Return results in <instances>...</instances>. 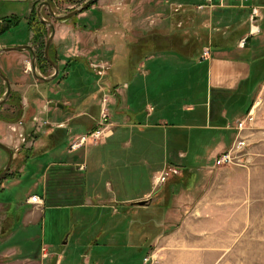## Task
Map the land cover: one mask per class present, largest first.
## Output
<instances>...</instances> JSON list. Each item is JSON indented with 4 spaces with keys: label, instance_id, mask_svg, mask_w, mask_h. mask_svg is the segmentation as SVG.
Instances as JSON below:
<instances>
[{
    "label": "crops",
    "instance_id": "0c3cea01",
    "mask_svg": "<svg viewBox=\"0 0 264 264\" xmlns=\"http://www.w3.org/2000/svg\"><path fill=\"white\" fill-rule=\"evenodd\" d=\"M229 3L234 6L230 9L245 11V13L240 11L241 16L237 19L234 18L235 14H229L227 16L230 20L235 19V23L226 24V27H232L231 32L237 30L236 32L240 33L243 31L242 35L236 40L235 46L238 50L230 53L226 50L219 51L218 49H212L210 53H208L209 56L206 59H201L203 60L201 62H206L207 66L206 73L204 74L207 90L208 92L213 90L220 91V93H218L220 94V101L217 100V103H213V100L207 97L205 102L199 104L195 101L182 103L179 99L175 100V98H173V102L167 103V105L180 106L182 110L187 111L193 110L198 105L205 107V115L201 122H197V119L191 116L182 117L180 114L177 116L179 119L174 124L175 129L172 135V143L175 147L173 154H177L178 158L187 154L193 156L194 164L192 163L193 165L189 167V170L193 171V180L189 189L174 186L172 188V195L168 200L166 199L167 193L165 191L163 179L157 182L155 180L153 181L151 178V187L148 190L136 195L134 198L129 196L128 189L133 183L131 180L132 173H124L122 170L127 171L129 164L132 162V156L128 154L130 139L123 137L125 132H123L122 129H128V127L125 126V121L131 118L134 119L138 114L136 110H131L133 105L131 102L134 100L131 99L129 95L130 92L133 93V87L138 83L135 75H139L141 78L144 94L151 93L155 88L162 86V84H166L165 90L168 92L166 93L167 100L169 99V92L172 95L177 93L176 91L189 90V94L190 91L191 94L192 91H195L197 80H199V77H196L192 69L195 63L193 64L191 63L192 61L185 59L186 57L182 55L183 53L180 49L178 50L177 47H173V51H163L150 55L145 61L141 62V69L139 67L137 68V73L134 75L135 77L132 78L130 83H127L126 91L123 92L120 88H117V93L120 96V105L122 104L121 107L123 108L121 109L119 106L116 112H124L125 115H122V120L114 121L115 126L110 136L111 140L101 144L88 145V147H91L90 157H92L90 166H87L86 163L87 153L86 157H84V162H75L71 159L67 160V155L73 154L82 148L80 147L75 151H69L67 149L68 144L65 151H63V149L60 150L58 147L22 165L20 161H17L19 152L23 154V152L28 150V155L34 154L35 152L36 154L41 153L40 151L44 144L42 136L46 134L44 128L45 124L49 125L51 128L57 126L67 127L69 128L68 131L72 130L75 134H80L94 128L96 119L93 115L86 113V100H77L75 104L74 102L70 103V101L69 103L67 101H62L61 106H59L58 101H56L55 107L50 104L53 101L52 99L32 98L29 100L26 92H29L30 87L38 84L26 83L24 81V78L28 76L25 71L26 64H31L32 54L26 49L9 50L1 53L0 60L1 57H3V59L1 60L0 68L7 77L11 89L18 90L17 88H20L22 90L21 103L23 108H26L28 103H31L36 107V111L39 115H36L37 119L35 121L26 123V125L20 124L19 122L8 123L0 119V142L10 147L13 152L12 162L7 171L8 173L4 176H0V188L3 189L0 193V264H61L63 260H65V262L67 261L66 256L69 250L67 251L64 247L66 246L65 244L68 243L73 231L66 233L63 239L64 241L61 243L62 247L60 246L61 251L55 249L51 245L43 244L42 240L39 245L33 247L32 250H28L22 245L16 250L14 245H10L11 239L18 230L23 232H27V228L37 230L39 224L41 229L44 230L42 238L45 239L46 210H51V214H59V208H61L59 205H50L49 207L47 205L48 201H44V198L46 199L48 194L47 169H50L52 166H57L58 168L52 171L51 176H57L62 180L70 174L68 167L76 166L78 170L84 171L82 176L78 177L77 185H72V182L65 181L66 184L62 188V191L65 190V193H70L71 197L74 199L77 197L85 198L83 206L86 204H93L96 207L117 204L121 207H126V210L120 215V218L124 219L129 217L132 219L135 215L140 213L138 212L139 209L144 212L148 209V205L157 201V204L154 205H158L163 209V217L162 221L158 224L161 231H159L153 239L168 234L169 232L171 233L179 227L183 228L189 218L209 219L210 217L204 216L202 213L207 214L211 211H216V213L220 212L221 217L225 219H250L249 212L253 208V204L255 202H262V199L255 198V194L252 195L251 187L258 176V172H264V170L256 165L250 167V169L232 166L216 168L214 167L213 160L214 157L223 149L227 148L232 141L234 130L231 127L233 123L230 122V119L233 118L236 120L247 112L246 101L240 102L241 98L246 97L247 99H251L252 102L250 107L252 108L257 106V101L260 99L261 108L259 121L261 123L264 121V98L261 97L264 94V33H262L261 29L264 22V9H261L257 16H253L254 22L252 24L247 17L249 16L251 7L255 5L261 6L264 4V0H243L242 2L229 1ZM192 5L195 6L196 3ZM187 6L188 5H183L184 8ZM132 9H135V7ZM231 16H233V18H231ZM142 21H144V18L140 20L141 23ZM133 22L136 21L133 20ZM63 29H65L63 24L60 27H55L57 38H64L65 31L67 30L63 31ZM175 36L179 35L168 34L166 31L162 32V35L158 33L157 42L166 44L169 43L172 38L175 39ZM29 37L31 38V33H29ZM246 37H248V39H253L252 43L248 44L246 42L244 45ZM142 39H146V34H144ZM151 39L153 40L154 38L152 37ZM241 41H243L242 45ZM16 45L17 44H12L11 46ZM57 47V51H59L60 48L59 46ZM235 53L237 54L230 55ZM65 54L62 51L61 55L65 57ZM78 54L82 55L81 52L77 51V55ZM161 60H163L164 64H168L167 68L165 67V80L163 81L160 80L161 78L158 76L157 72L159 69L163 68L160 66ZM63 62L64 60L61 59L59 63ZM147 62L149 63L148 67L146 66ZM154 64H158V66L152 67ZM154 71H156L157 78L153 77ZM3 82L0 81V89ZM176 85H179V88L176 89ZM160 93L161 92H158V96ZM122 94H124L123 98ZM190 97L189 95L186 99ZM159 100L166 102L163 98ZM113 101L115 103V99ZM63 105L71 106L73 109L70 113L68 111H63L61 108ZM2 106L3 108L4 106L8 107L9 112L13 110L12 106L6 103ZM148 109L147 114L143 118L144 121L145 119H149L148 121H150L153 111L152 106H149ZM118 115L120 116L121 113ZM124 116L126 117L124 118ZM261 116H263V119H261ZM71 122H75L77 125L69 127L68 124ZM157 122H159V126L163 130L161 137L167 139L166 131H168L167 126H169L167 119L164 116H160ZM145 125L155 127L150 125L149 122ZM32 128L33 130L30 132L29 130ZM23 129L26 131L25 136L23 135ZM183 135L186 136L185 144H183L181 140ZM23 136L25 141H22ZM147 138L151 139L152 137L147 135ZM251 140H254L252 136ZM168 144L169 143H166L165 154H167ZM149 147L150 145L148 144L146 149H144L145 152L148 153ZM256 147L257 146H253L254 150H256ZM259 153V155L264 154L263 152ZM197 155L200 158L205 156L209 157L210 155L209 159L212 161L209 163L208 157L207 160L205 157L203 163H198L200 159L195 157ZM43 156H46V158H42ZM7 158V152L0 148V172L4 168ZM45 162L48 164L43 165L46 164ZM164 164L163 168L154 169L152 174H155V172L161 174V171H166L168 167L169 169H173L174 172H177V167L169 166L167 162ZM80 165H82V169L79 168ZM27 175L36 177L37 182H35V186L42 182V187L38 192L33 190L28 195H23L20 190L16 189L18 188L17 184L20 183L21 178ZM156 179H158V177H156ZM104 181L107 185L106 191L102 190ZM155 186L157 187L158 193L155 200H151L142 206L132 204L139 200H150L151 198H148L150 196L154 199V193L156 191L154 190ZM246 187L249 189H246ZM58 190L59 186H57L56 189V196H59L62 192ZM246 190L249 193L251 192V194L248 195ZM33 194H37L43 198L42 205L34 206L27 202V198ZM245 196H248L247 200ZM48 199L49 198H47V200ZM114 211L115 212L112 214L117 216V210ZM66 219V225L69 223V226L71 225L73 227L79 224L80 230L76 231L75 243L81 241L82 236L87 234L89 230L92 231L85 223L87 214H80L79 212L73 211L70 217L68 215L66 216ZM63 221L64 220H62V222ZM173 221H178V223L175 227L170 229L169 226L174 225ZM48 223V227H50V219ZM113 225L115 227V221L111 224V228ZM116 225L118 227L117 223ZM213 225L214 223H212L210 228H212ZM68 228L73 230L70 227ZM66 231L67 230H63L59 232V234L62 236ZM101 232L102 231L96 233L92 231V234H89L88 243L94 244L93 237L99 236ZM48 234L51 238H57V233L51 235L50 230H48ZM42 247L44 248L43 250H41ZM73 251H75V249H73ZM96 252L95 250L93 257L80 253L78 257L82 258L81 264H97ZM69 260V264H77L73 255Z\"/></svg>",
    "mask_w": 264,
    "mask_h": 264
},
{
    "label": "rangeland",
    "instance_id": "374dc122",
    "mask_svg": "<svg viewBox=\"0 0 264 264\" xmlns=\"http://www.w3.org/2000/svg\"><path fill=\"white\" fill-rule=\"evenodd\" d=\"M43 1L48 0H39L37 8ZM53 1L56 4L55 6L53 5L55 14L64 15L72 9L81 7L86 0ZM198 1L199 0H97L90 9L76 14L80 19V23L85 24L89 30L75 29L70 23L59 22L54 20L52 16L47 19L48 10L46 5H42L40 8L42 17L47 21L49 20L50 22H53L54 28L60 27L63 24L65 28L63 31L67 30L65 31L66 33L63 39L57 38L56 32L54 33L51 41L54 48L59 46V53L61 54L63 51V53H66L65 55L69 57L77 55V51H79L83 56H87L92 68L97 67L95 74L101 79H98L97 81V88L100 93L97 92V95L90 96L86 99V113L91 115L96 114L94 117L96 119L95 121H97L99 116L95 105L100 107L101 96L106 94L108 96L107 109L110 114V120L114 122L123 119L122 115L119 116L116 113L113 101L115 97L112 95L111 84L108 79L106 80V77L108 75L107 69L113 70V67H115V60H120L119 57L123 55L122 53H125L126 42L130 40L136 41L138 38L140 39L143 37L145 33L152 32L153 30L161 35L162 32L166 31L168 34H178L187 39L195 37L197 40H199L198 38H203L205 32L210 35L211 33L220 31L222 32V36L227 38L230 34L237 31L235 30L231 32L232 27H226L229 24L235 23V19L230 20L227 16L229 14H235L234 18L237 19L241 16L240 11L243 13H245V11L230 9L231 7H234L230 3L226 6H221V9H224L221 11L215 9L218 7L207 8L203 6L195 8L192 4L197 3ZM32 2L33 0H0V17L10 14H18L22 17L21 23H19L17 27L12 28L8 33L13 35L14 42L22 40L27 35L25 18L29 14ZM180 5H188V9L180 8ZM134 7L135 9H132ZM179 10H181V13H179ZM250 14L251 9L249 16H247L248 18H250ZM143 18L144 21L141 23L140 20ZM231 18H233V16H231ZM133 20L136 22H133ZM261 29L262 33H264V22ZM206 39L208 40V37H206ZM6 41H8V39L6 40L4 37H0V49L9 45ZM252 41L253 39H250L247 43L250 44ZM203 50L204 48L200 55ZM225 50L231 53L238 49L235 46V42H233ZM115 53L118 55L115 56ZM236 54L237 53L230 55ZM116 57H118V59ZM2 59L3 57H1V60ZM204 64L206 65V62L202 65ZM146 66H149L148 62L146 63ZM155 66H158V64L152 65V67ZM160 66L163 68L159 69L157 72L158 76L161 78L160 80L163 81L165 80L164 74L168 64H164L163 60H161ZM138 67L141 69L142 64H138ZM26 68L25 71L28 76L24 78V81L32 84L38 83L36 86H32L35 89L43 90V87L47 89L43 96L46 99L54 100L50 103L53 107H55V100L57 99L65 102L67 101L68 103L69 101L71 103L78 100L74 97V94L72 95V92L80 94V91L70 88L67 82H62L60 84L54 83L52 85L51 83L49 85H40L41 81L31 74L33 69L29 63L26 64ZM35 68H37L36 65ZM205 69H207V66H205ZM0 70L2 71L1 68ZM48 72H52V68L49 69ZM36 74H39V76L42 75L39 73L38 69ZM88 75L89 74L86 73V77ZM135 76L134 77L138 83L133 87V93L130 92V98L135 99V97H137L140 100L141 108L145 111L149 110L148 107L152 106V104L144 99L142 95L144 89L140 76ZM0 81L3 82L2 80ZM165 85L162 84V86ZM4 86L5 84L3 82L0 89V99L4 97ZM126 86L127 82L125 78H122L118 88L125 92ZM17 89L22 94V90L20 88ZM115 92L117 91L115 90ZM28 93L29 92L27 91L26 95ZM140 93L141 97H139ZM207 94L208 90L206 85H204L200 97H206ZM123 97L124 94H122V98ZM261 97L264 98V94ZM257 102L258 104L254 111L256 120L247 133L249 139V155L242 164L230 165L232 167L250 169V167L256 165L264 170V154L259 155V152L264 153V121H262V123L259 121L261 108L260 99H258ZM121 105L120 108L122 109L123 107H121ZM34 108L32 111H34L36 115H39L36 108L35 110ZM70 108L71 110L73 109L71 106ZM8 110V107L4 106L3 108L2 106L0 108V113L9 112ZM71 110L63 111H68L70 113ZM125 117L126 116H124V118ZM261 119H263V116H261ZM230 122L234 123L235 119H230ZM143 123L147 124L148 122H144L142 119H128L125 121V126L128 127V129H122V131L125 132L123 137L130 139L128 154H131L132 162L129 164L127 171L122 170V172L132 173L131 180L133 183L128 189L131 198L148 190L151 187V181L156 180V177H160V173V175L158 172L152 174V171L164 167V163H166V143H169V141L171 142L172 139L162 138L161 135L163 132L159 126L150 127ZM74 125L77 124L75 122L68 124L69 127ZM68 134L69 139L75 135H80L75 134L72 130L69 131ZM147 135H150L152 138L148 139ZM251 136L254 139L253 141L251 140ZM103 140H105V142L109 141L111 140V137L109 136ZM89 142L94 141L90 139ZM67 143L68 140H63L59 149L65 151ZM98 143L99 142L91 144ZM101 143L102 142H100V144ZM148 144L150 147L147 153L144 149H146ZM253 146H257L255 148L256 150H254ZM90 148V146L88 147V145H86V147H82L75 153L67 155L66 159H71L75 162H84V157H86L87 153L86 163L87 166H90L92 161V157H90ZM189 157L192 158L193 156L190 155ZM195 157L200 159L199 163H203L204 158L206 157L207 160L208 156L200 158L197 155ZM42 158H46V156H43ZM209 158L210 155L208 159ZM169 160L176 163L181 161L176 154L170 156ZM211 161L212 160L210 159L208 160L209 163ZM45 163L46 164L43 165L48 164L47 162ZM57 168V166H52L50 169H47V198H49L47 200V205L49 207L50 205H59L61 207L59 208V214H51V210H46L45 239L42 238L44 230L41 229L40 224L37 226V230H31V228H27V232L18 230L10 241V245H14L16 250H18L20 245L26 247L28 250H32V248L39 245L42 240L43 244L51 245L55 249L61 251L60 246L62 247L61 243L64 241L63 239L66 233L73 231L68 243L65 244L66 246L64 247L67 251L69 250V253L66 256L67 261L65 262V260H63V263L61 264H69L68 262L72 255L76 259L77 264H81L82 258L78 257V255L82 253L93 257L95 250L97 251L95 253L97 256V264H264V172H258V176L251 187L252 195L255 194V198L262 199V202H255L253 204V208L249 212L250 219H225L221 217L220 212L216 213V211H211L207 214L202 213L204 216L210 217L209 219L203 220L200 218L194 219V217L189 218L183 228L179 227L171 233L169 232L168 234L153 239V237L161 231L158 224L162 221L163 217V209L158 205H154L157 204V201L148 205V209L144 212L139 209L138 212L140 213L135 215L132 219L129 217L124 219L120 218V215L124 213L126 207H121L117 204L97 207L93 204H86L83 206L85 198L81 196V198L77 197L74 199L71 197L70 193H65V190H63L59 196H56L55 194L57 186L61 185L64 187L66 182H72V185H77L78 177L82 176L84 171L78 170L76 166L68 167L71 172L68 170L70 174L62 180L57 176H51L52 171ZM36 179V177L30 175L21 178L20 183L17 184L18 188L16 190H20L23 195H28L33 190L38 192L42 187V182L35 186V182H37ZM105 181L102 184V190L104 191L107 189ZM246 189L249 188L246 187ZM154 190H156L154 193V199L150 196L148 198L151 199L148 200V202L156 199L158 194L156 186ZM247 194L249 195L251 192H248ZM114 210H117V216L112 214L115 212ZM73 211L79 212L80 214H87L85 223L92 231H95L96 233L102 231L99 236L97 235L93 237L94 244L88 243L89 234H92V231L90 230L87 234L82 236V239L80 237L81 241L77 243L74 242L76 239V231L80 230L79 224L73 227L71 225L69 226V223L66 225V216L68 215L70 217ZM49 219L51 220L50 227H48ZM62 220L64 221L62 222ZM114 221L115 227L113 225L111 228V224L114 223ZM116 223L118 224V227ZM173 223L174 225L169 226L170 229L175 227L178 221H173ZM212 223H214V225L210 228ZM68 227L73 230H70ZM48 230H50L51 235L57 233V238L49 237ZM63 230H67L68 232H64L61 236L59 232ZM73 249H75V251H73ZM145 255L148 256V260L144 263L143 258Z\"/></svg>",
    "mask_w": 264,
    "mask_h": 264
},
{
    "label": "trees",
    "instance_id": "16d2710c",
    "mask_svg": "<svg viewBox=\"0 0 264 264\" xmlns=\"http://www.w3.org/2000/svg\"><path fill=\"white\" fill-rule=\"evenodd\" d=\"M199 0L198 2H200ZM51 9L53 10V5L55 6V2L53 0H48ZM53 2V4H52ZM39 4V0H33L31 3L30 11L28 16L25 18V27L27 30V35L22 40H17L16 42L13 41V35L8 34L12 28H15L18 26L19 23H21L22 17L18 14H10V15H4L0 17V37H4V39H8L6 43H9V45L12 44H25V43H31V45L34 47V54H35V65L38 69V71L43 75L48 77L52 74V72H48L49 69L52 68L51 64L46 60L44 56V46L47 40V37L51 31L50 27L46 25L45 22H42L41 19L38 16L37 13V5ZM93 4L87 6L83 11L90 9V7ZM226 8V7H222ZM184 9H188L187 7ZM218 9V11L224 10L221 9V7L215 8ZM229 9V8H227ZM225 9V10H227ZM54 11V10H53ZM181 13V10H179ZM213 14V10H212ZM51 16L49 12H47V19ZM54 20H57L59 22L63 23H70L72 27L79 30H89V28L85 25L80 23V19L77 17L76 14L71 15L69 17H60L55 18ZM222 26V25H221ZM29 33H31V38L29 37ZM222 32L217 31L214 33H211L210 35L205 32L203 38H197L191 37L189 39H184L181 35L175 36V39H171L169 43L164 44L163 42H157L158 39V32L153 30L152 32H147L146 39L143 40L141 37L138 38L136 41H128L126 42L125 46V53H122L123 55L120 58V60H115V67L114 69H107L108 75L106 77V80L108 79L111 88H112V95L115 97V109H117L120 106V96L117 92H115V89L119 87L120 80L122 78H125L127 83H130L134 75L137 73L138 64L145 61L150 55L156 54L158 52L163 51H173V47H177L178 50L182 51V55L185 56L187 60H190L193 62V73L195 72L196 77H199V80H197V86L195 91H176L177 93H174L171 95L169 92V99L167 100V94L168 93L165 90V86H160L158 88H155L151 93L148 94H142L144 99L148 100L149 103L152 104V115L149 119H145V121L149 122L152 126H159V122H157V119L160 116H164L168 121V131L167 138H172V135L174 134V124L178 121V115L185 117V116H191L197 119V122H201L202 118H204L205 115V107L198 105L193 110H182L179 107L167 105V103L173 102L175 100H180L182 103H187L188 101H195L196 103L205 102L206 98L213 100V103L217 100L220 101V91H209L206 97H200L203 91L205 83V77L204 74L206 73L205 64L202 65L203 62H201V59L199 58L200 53L204 46H209L210 51L212 49L215 50H225L235 42L237 38L242 35L243 31L240 33L234 32L233 36L230 34L227 38L223 37ZM8 34V35H7ZM154 38L153 40L151 38ZM208 37V40L206 39ZM250 38L246 37L245 43L248 42ZM229 45V46H228ZM52 48H54V45L50 43L49 46V57L51 61L54 64L58 65V73L55 77H53L50 80H41L40 85H46V84H59L62 82H67L68 86L72 89H75L76 91H80V94L72 92V95L74 94V97H76L78 100H86L90 96L97 95L98 88H97V81L98 76L95 74V70L90 66V61L87 59V56L83 55H75L73 57H65L63 56H56L54 55V50L52 51ZM53 52V53H52ZM123 52V51H122ZM126 54V56H125ZM118 54L115 53V56ZM118 59V57H116ZM60 59H63V63H59ZM86 73L89 75L86 77ZM106 74V73H105ZM106 76V75H105ZM153 77L157 78L156 71L153 72ZM101 80V79H100ZM76 85V86H74ZM6 88V86H4ZM175 88H179V85H176ZM97 89V90H96ZM46 90L43 87V90H38L33 87L29 88V93L27 94L28 99H43V95L46 93ZM5 89L3 90V92ZM114 91V92H113ZM158 92H161L158 96ZM100 93V92H99ZM191 96L190 98L186 99L188 96ZM135 97V96H134ZM139 97H141V93L139 94ZM163 98L166 100L164 102L163 100H159ZM22 94L18 90H12L10 91V94L8 98L6 99L3 104H8L13 107V110L11 112H5L0 113V119L8 122V123H17L20 122L23 125H26V123H31L34 116L33 108L35 107L31 103L28 104L26 108H23L22 103ZM135 101H132L133 103L131 110L137 111V116L133 120H139L142 119L144 121V116L147 114V110L145 111L143 108H141L140 100L135 97L133 99ZM54 101V100H53ZM58 101V103H61L63 100H55ZM77 101V100H76ZM74 101V103L76 102ZM246 101V111L251 106V99H247L246 97L241 98L240 102ZM217 103V102H216ZM0 105V108L2 105ZM181 104V103H180ZM197 105V104H196ZM97 109V114H99V106L95 105ZM36 108V107H35ZM34 108V110H35ZM62 110H71L70 106L63 105ZM32 111V112H31ZM124 111V110H120ZM117 113V112H116ZM121 115H125L123 112L117 113ZM165 114V115H164ZM95 116L94 114H92ZM130 119V120H131ZM170 120V121H169ZM144 121V122H145ZM141 124V123H140ZM145 124V123H143ZM161 125V124H160ZM24 127V126H23ZM160 127V126H159ZM46 134L42 136L44 144L41 149V153L28 155L26 150L23 152V154L18 153L17 161H20V164L27 163L29 160L37 158L51 150H54L58 147H61L63 140H68L69 142V134H68V128L67 127H55L51 128L48 125L44 126ZM33 128L29 131L32 132ZM163 131V130H162ZM202 131V129H201ZM26 131L23 129V135L25 136ZM182 143L185 144L186 142V136L183 135L181 137ZM184 140V141H183ZM169 141V144L167 145V156H166V162L170 166L177 167V172H173L168 170L167 175L164 178V184H165V191L167 193L166 199L168 200L172 195V188L174 186H179L183 189H189L193 180V171L189 170V167L194 164L193 158L189 157V155H185L181 157V161L179 163L173 162L169 160L170 156L173 155L174 151V144ZM68 144V143H67ZM67 147V145H66ZM177 155V154H176ZM193 163V164H192ZM199 163V162H198ZM197 163V164H198ZM168 169V168H167ZM2 179V177H1ZM63 186L59 185V190L62 191ZM3 191L2 188H0V193ZM47 198H44V201ZM167 207V206H166ZM168 208V207H167ZM166 208V209H167ZM165 209V210H166ZM156 237V236H154ZM153 237V238H154Z\"/></svg>",
    "mask_w": 264,
    "mask_h": 264
},
{
    "label": "built area",
    "instance_id": "2783aa9c",
    "mask_svg": "<svg viewBox=\"0 0 264 264\" xmlns=\"http://www.w3.org/2000/svg\"><path fill=\"white\" fill-rule=\"evenodd\" d=\"M204 5H199V7H207V8H214L216 6H226L229 1L234 2H242L243 0H204ZM264 8V4L261 6H253L251 9L250 14V21L253 22L252 16L258 15L260 9ZM243 42L241 41V45ZM208 48H204L201 58L206 59L209 55ZM256 120V116L254 113V109L251 108L245 115L236 119V121L231 125L232 129L234 130V135L232 141L230 142L229 146L222 150L214 159V166H228V165H240L249 155L248 153V145L249 139L247 135V131L250 130L252 125ZM113 123L110 121V114L107 109L106 105V96L103 97L101 102V109H100V120L98 122V126L92 132L87 134L79 135L74 137L69 145V150H75L80 146H83L88 143H97L99 140H103L107 138L111 134V127ZM94 142H89V140ZM165 173L161 174L158 178L159 180L164 178ZM29 203L33 205H41L42 199L38 195H31L28 200Z\"/></svg>",
    "mask_w": 264,
    "mask_h": 264
},
{
    "label": "water",
    "instance_id": "95a60500",
    "mask_svg": "<svg viewBox=\"0 0 264 264\" xmlns=\"http://www.w3.org/2000/svg\"><path fill=\"white\" fill-rule=\"evenodd\" d=\"M95 1L97 0H86L84 2V4H82L81 7L79 8H75L73 10H71L70 12L64 14V15H55L49 5V3L47 1H43L40 6L38 7L37 9V13H38V16L40 17L41 21L42 22H45L51 29L50 31V34L46 40V43H45V47H44V55H45V58L48 60V62L50 64L53 65L54 67V73L50 76V78L54 77L57 73H58V67L57 65H55L54 63H52V61L50 60L49 56H48V48H49V45H50V42L53 38V35L55 33V28H54V25L52 22L50 21H45L41 15H40V7L42 5H46L48 7V9L50 10L51 14L54 15L56 18H60V17H69L71 15H74V14H77L81 11H83L85 8H87V6L93 4ZM27 49L31 52L32 54V61H31V65H32V69H33V73L35 74V54H34V49L33 47L30 45V44H20V45H17V46H7V47H4L2 48V51H9V50H17V49ZM0 75L4 78V81L6 83V91H5V94H4V97L0 100V104H2L6 99L7 97L9 96L10 94V84H9V81L7 79V77L2 74V72L0 71ZM41 79H46L45 77L43 76H40ZM0 148L3 149L4 151L7 152L8 154V158H7V161H6V164L3 168V170L0 172V176H3L8 170H9V167L11 165V162H12V158H13V152L12 150L10 149V147H8L7 145H5L4 143L0 142ZM136 205H145L147 204V201L146 200H139L137 202H134ZM133 204V203H132Z\"/></svg>",
    "mask_w": 264,
    "mask_h": 264
},
{
    "label": "flooded vegetation",
    "instance_id": "af4514ba",
    "mask_svg": "<svg viewBox=\"0 0 264 264\" xmlns=\"http://www.w3.org/2000/svg\"><path fill=\"white\" fill-rule=\"evenodd\" d=\"M52 51H53V48H52ZM54 51H55V52H54V55H56V56H58V55H59V56H60V54H59V53L57 54L56 50H54ZM52 53H53V52H52ZM44 56H45V55H44ZM48 56H49V51H48ZM49 58H50V57H49ZM46 60H47V59H46ZM47 61H48V60H47ZM51 66H52V65H51Z\"/></svg>",
    "mask_w": 264,
    "mask_h": 264
}]
</instances>
